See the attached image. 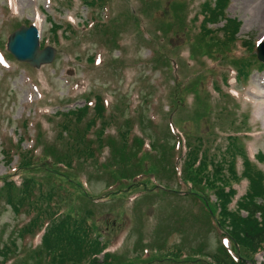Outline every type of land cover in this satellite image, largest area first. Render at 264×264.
I'll list each match as a JSON object with an SVG mask.
<instances>
[{
    "label": "rangeland",
    "instance_id": "374dc122",
    "mask_svg": "<svg viewBox=\"0 0 264 264\" xmlns=\"http://www.w3.org/2000/svg\"><path fill=\"white\" fill-rule=\"evenodd\" d=\"M206 3L217 16L205 24L210 34L201 28ZM229 22L237 26L234 41L222 38ZM30 24L40 27L38 52L53 50L49 63L9 58L10 35ZM261 41L264 0H225L221 11L217 0H0V185L31 174L40 183L43 166L62 175L44 172L40 184L54 192L59 212L86 222L109 264H211L221 239L209 210L215 198L186 180L183 156L189 148L209 161L236 155L239 175L240 148L264 176L257 159H264V64L254 52ZM82 106L84 120L95 119L88 138L105 124L101 143L94 161L59 167L75 153V135L58 114ZM228 135L238 137L235 145ZM135 141L139 148H130ZM44 144L59 151L44 157ZM25 152L41 156L38 169L15 172ZM231 185L235 198L243 194L242 179ZM28 220L24 209L14 215L0 203V264L30 262L40 232L17 235ZM242 254L245 264H264L261 252Z\"/></svg>",
    "mask_w": 264,
    "mask_h": 264
},
{
    "label": "trees",
    "instance_id": "16d2710c",
    "mask_svg": "<svg viewBox=\"0 0 264 264\" xmlns=\"http://www.w3.org/2000/svg\"><path fill=\"white\" fill-rule=\"evenodd\" d=\"M224 1L217 0V10H222ZM206 8L209 9V14L208 17H204L202 20L201 28L202 32L210 34L211 32L205 28L206 23L217 22V16L214 13L211 14L208 3H206ZM236 27V24L229 22L223 28L224 37L222 35V38L234 41L233 35L236 33ZM53 31H55L54 27ZM248 67L249 64L236 73L242 77ZM96 98L93 111L95 117L99 118L104 106L100 103L99 97ZM87 109V107L82 106L69 110L67 113L58 114L63 129L66 130L72 127L75 135V144L73 145L75 153L71 154L67 161L60 162L62 165L59 167L69 166L72 169L71 164L74 158L77 160L83 159L85 160L84 163L88 160L94 161V144L101 143L100 138L103 134L101 132L105 124L99 126L93 139L88 138L87 132L94 125L95 119L84 120ZM36 133L39 142L41 137L39 130ZM226 138L231 140V144L235 145L238 137L228 135ZM77 144L81 145L82 148H77ZM133 146L139 148L140 143L135 141L130 148ZM54 149L59 151L58 148L52 145L44 144L41 153L44 157H47L50 154H56ZM236 152L240 164H242L239 175L236 173V155H233L230 159L220 158L216 161H209L208 157H197V151L195 152L193 148H189L185 153V157L183 156L184 161L182 163L186 165L185 171L191 175V177L186 176V180H189L193 185L194 183L199 184L213 191L216 203L214 204V210L208 209L215 217V219L212 218L220 232V237L228 240L229 249H231L229 254L224 247L218 245L217 253L210 256L211 264H245L243 251L248 254L250 252L253 256L261 252L264 257V176L262 171L253 168L249 158L244 154L245 151L238 148ZM1 153H6V151L1 149ZM123 153H126L129 158L133 156L129 154L130 151ZM40 158L41 156L33 160L25 152L19 159L20 167L16 165L14 171L29 172L32 168L38 169L36 164ZM257 159L261 162L264 161L261 155H258ZM58 161H61V159L55 158L54 164H58ZM81 165V162H77V166ZM92 168L93 162L91 164ZM43 169L48 177L53 175L62 176L50 170V167L43 166ZM57 170L60 171L61 169L58 168ZM44 172L42 168L36 171V173H40L41 180H38L40 183H43L44 178H46ZM172 173L175 174L174 171ZM179 173L181 175V170ZM33 175H27L17 183L7 180L0 185V193H2L1 197L3 198L0 203L11 209L14 215H17L18 209L21 208L29 216L28 222L24 224L25 226L17 230L18 237L22 240L24 234L31 232L33 229L40 232L38 246L29 250L30 262L28 264H109V255L104 252L103 244L93 236L92 230L86 225V222L81 220L74 223L63 212H59V206L51 203V200L56 197L54 192L47 194L43 185L35 182ZM239 179L245 182V188L243 194L235 198V186L231 185V182L237 183ZM182 182L187 181L182 180ZM35 187L38 190L37 195H34ZM79 190L83 191L82 188ZM31 195L36 197L32 199ZM192 195H194V191ZM231 203L232 206L230 207ZM99 256L102 257L100 262L98 260ZM249 261L251 264L254 263L251 258Z\"/></svg>",
    "mask_w": 264,
    "mask_h": 264
},
{
    "label": "water",
    "instance_id": "95a60500",
    "mask_svg": "<svg viewBox=\"0 0 264 264\" xmlns=\"http://www.w3.org/2000/svg\"><path fill=\"white\" fill-rule=\"evenodd\" d=\"M39 29L37 25L17 30L11 34L7 42V51L18 62L37 65L39 62H50L51 51L46 48L38 52ZM255 55L259 62L264 63V41L257 44Z\"/></svg>",
    "mask_w": 264,
    "mask_h": 264
}]
</instances>
